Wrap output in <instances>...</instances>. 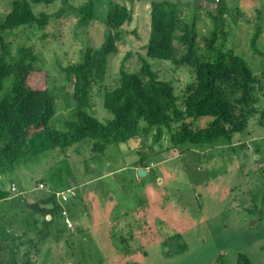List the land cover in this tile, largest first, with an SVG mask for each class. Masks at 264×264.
<instances>
[{
    "label": "rangeland",
    "instance_id": "rangeland-1",
    "mask_svg": "<svg viewBox=\"0 0 264 264\" xmlns=\"http://www.w3.org/2000/svg\"><path fill=\"white\" fill-rule=\"evenodd\" d=\"M13 1L0 0V21ZM90 1L56 0L33 8L53 14L67 3ZM93 1L96 17L86 25L80 24L79 13L67 10L44 27L32 23L5 32L14 54L25 46L37 56L29 85L56 93L50 125L64 131L65 122L75 117L74 75L66 67L80 61L89 47L102 44L104 16L113 1L124 2L132 20L123 26L124 40L109 57L105 79L91 85L89 111L103 121L111 118L103 95L117 85L123 62L129 71L140 69L141 55L174 86L183 107L195 66L147 55L152 0ZM175 1L185 2L180 5L181 21L196 19L198 52L208 57L215 28L210 12H217L216 2ZM225 5L228 35L219 33L216 46L242 54L263 81L253 92L259 100L251 105L256 113L249 114L247 128L215 143L174 145L167 127L159 133L142 122L139 137L108 144L104 151L87 137L21 158L13 169L0 171V188L8 192L0 198V235L8 236L7 228L16 224L11 233L18 245L15 251L0 241V264H12L13 259L27 264L33 254L42 264H240V256L264 264V0H227ZM259 26L260 52L252 47ZM178 29L175 58L184 52L182 26ZM219 83L228 98L241 96L236 80ZM205 124V118L199 121ZM36 130L30 129L29 135ZM41 242L42 247L31 251Z\"/></svg>",
    "mask_w": 264,
    "mask_h": 264
},
{
    "label": "trees",
    "instance_id": "trees-1",
    "mask_svg": "<svg viewBox=\"0 0 264 264\" xmlns=\"http://www.w3.org/2000/svg\"><path fill=\"white\" fill-rule=\"evenodd\" d=\"M55 1L14 0L11 10L0 21V171L13 169L18 160L28 155L71 146L87 137L95 139V148L104 151L108 144H120L139 137L143 132L142 122L147 128L156 127L159 133L164 126L167 127L174 145L215 143L221 138H232L234 133L247 128L249 114L256 113L251 105L259 100L253 92L259 85L262 88L263 81L242 54L216 46L219 33H223V37L228 35L223 18L227 0H212L218 9L216 13L210 12L215 28L208 39V57L198 52L200 32L196 19L181 21L180 2L152 0L147 55L172 59L177 64H193L195 81L188 86L181 107L174 86L160 78L146 57L140 56L138 71L127 70L123 62L117 85L103 95L104 106L112 113L111 118L103 121L89 111L90 88L94 81L105 79L109 57L117 52L118 43L124 40L123 26L132 20V13L124 2H111L103 20L105 34L102 44L89 47L80 61L66 67V71L74 75L75 117L65 122L64 131L52 127L56 93L50 87L35 89L29 85L28 78L36 70L37 56L25 46H20L14 54L6 42L5 32L32 23L44 27L53 17L67 10L79 13L82 25L96 17L93 0L81 6L66 2L67 6L63 5L53 14L37 13L33 8V4ZM180 25L179 42L184 52L175 58V40ZM261 34L259 26L252 37V47L258 52L260 49L256 44ZM229 80L239 82L242 94L235 101L226 96L219 83ZM238 104L245 106L239 107ZM261 115L264 124V110ZM204 118L206 124L200 126L199 121ZM32 128L37 130L29 135ZM7 196L8 192L0 188V198ZM240 264L252 263L240 256Z\"/></svg>",
    "mask_w": 264,
    "mask_h": 264
},
{
    "label": "crops",
    "instance_id": "crops-1",
    "mask_svg": "<svg viewBox=\"0 0 264 264\" xmlns=\"http://www.w3.org/2000/svg\"><path fill=\"white\" fill-rule=\"evenodd\" d=\"M174 1H175V0H174ZM182 3H185V2L182 1ZM182 3L180 2V4H182ZM180 7H181V6H180ZM10 224H12V223H10ZM15 226H16V224H15V225L12 224L11 227L7 228L8 236L3 237V235H0V241H1L2 243H7V244H9L11 247H14V249H15V248L17 249L18 245H16L17 243H15V241H16V239H17V236H16L15 234L11 233V232H12V229H13ZM11 234H12V237H11ZM1 242H0V245H1ZM41 245H42V242H41L40 245H36V246H38V247H33V248H30V249H31V251H33V249H38L39 246H41ZM34 246H35V245H34ZM41 247H42V246H41ZM14 249H13V250H14ZM16 249H15V251H16ZM30 249H29V250H30ZM15 251H14V252H15ZM35 252L39 253L37 250H36ZM25 253L28 254V251L25 252ZM14 254H15V256H16V260L18 261V259H17L18 253H14ZM14 262H15V263H14ZM18 262H19V261H18ZM26 263H27V264H38V263L42 264V262H41V261L37 258V256L34 255V254H33V256H31V261H27ZM12 264H17V263H16L15 260H13V261H12Z\"/></svg>",
    "mask_w": 264,
    "mask_h": 264
},
{
    "label": "water",
    "instance_id": "water-1",
    "mask_svg": "<svg viewBox=\"0 0 264 264\" xmlns=\"http://www.w3.org/2000/svg\"><path fill=\"white\" fill-rule=\"evenodd\" d=\"M140 173L143 174V173H146V170L145 169H140ZM68 195H70L69 192H67Z\"/></svg>",
    "mask_w": 264,
    "mask_h": 264
},
{
    "label": "built area",
    "instance_id": "built-area-1",
    "mask_svg": "<svg viewBox=\"0 0 264 264\" xmlns=\"http://www.w3.org/2000/svg\"><path fill=\"white\" fill-rule=\"evenodd\" d=\"M218 1H220V0H216V2H218ZM12 188H13V189L16 188V184H15V183H13ZM16 189H17V188H16ZM66 198H67V197L65 196V199H66Z\"/></svg>",
    "mask_w": 264,
    "mask_h": 264
}]
</instances>
